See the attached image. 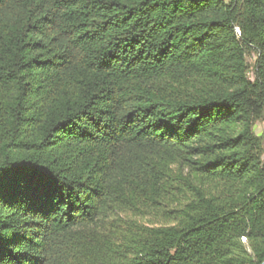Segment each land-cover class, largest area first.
Returning a JSON list of instances; mask_svg holds the SVG:
<instances>
[{
    "label": "trees",
    "instance_id": "16d2710c",
    "mask_svg": "<svg viewBox=\"0 0 264 264\" xmlns=\"http://www.w3.org/2000/svg\"><path fill=\"white\" fill-rule=\"evenodd\" d=\"M263 114L264 0H0V264H264Z\"/></svg>",
    "mask_w": 264,
    "mask_h": 264
},
{
    "label": "rangeland",
    "instance_id": "374dc122",
    "mask_svg": "<svg viewBox=\"0 0 264 264\" xmlns=\"http://www.w3.org/2000/svg\"><path fill=\"white\" fill-rule=\"evenodd\" d=\"M247 63L250 67V70L253 68L254 64V58L252 55L247 56ZM253 131L256 136L261 137L263 139L264 143V114L261 116V118L254 123Z\"/></svg>",
    "mask_w": 264,
    "mask_h": 264
}]
</instances>
